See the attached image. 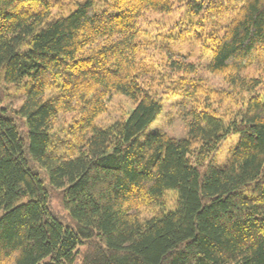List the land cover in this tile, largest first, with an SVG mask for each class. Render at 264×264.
Instances as JSON below:
<instances>
[{"label": "trees", "instance_id": "obj_1", "mask_svg": "<svg viewBox=\"0 0 264 264\" xmlns=\"http://www.w3.org/2000/svg\"><path fill=\"white\" fill-rule=\"evenodd\" d=\"M263 72L264 0H0V264H264Z\"/></svg>", "mask_w": 264, "mask_h": 264}, {"label": "rangeland", "instance_id": "obj_2", "mask_svg": "<svg viewBox=\"0 0 264 264\" xmlns=\"http://www.w3.org/2000/svg\"><path fill=\"white\" fill-rule=\"evenodd\" d=\"M179 13V12H178ZM178 13L174 14V17L166 16V15H159L157 19H159L158 22L152 23L150 25L151 32L153 33H161L165 34L167 33L170 23L173 21V18L176 19ZM151 16V15H150ZM155 17H157V14H152L151 17H147V20H153ZM162 45H158L157 47H160ZM153 48V47H152ZM170 49L172 52L178 56L188 58L191 61H196L198 59V56L200 55V46L194 45V44H179V43H172L170 46ZM157 58V56H155ZM205 66L207 65V60H203L200 64H204ZM206 72H202L201 74L203 75L204 79H212L213 81L210 80V82L217 84L219 80L213 79L212 77H209L208 75L205 74ZM263 77H264V72H263ZM206 79V80H207ZM10 93L12 94L13 97L8 98V101L11 102V104L15 108H19L23 101H22V94L14 95L15 89L11 90ZM262 93L264 94V87ZM185 105L183 104V101L180 102L178 100H172L171 102H166L164 105V110L163 114L161 117L156 121V123L149 129L148 132H156L160 131L163 133H167L168 135L172 137H177V138H182L186 135V127L185 124L182 120L183 113L185 112ZM133 110V104L126 99L122 97H114L111 102L108 104V110L97 120L96 124L98 126L102 127H108L114 124L116 121L120 120L122 117H125L127 113H131ZM72 115H62L60 116L59 122L57 124V127H62V121H65V123H69L72 121ZM63 118L65 120H63ZM226 145L222 148V153H221V159L226 157L227 153L229 152V149L233 144V140L226 142ZM57 204V203H56ZM58 205V204H57ZM150 212L146 214V217H148Z\"/></svg>", "mask_w": 264, "mask_h": 264}]
</instances>
